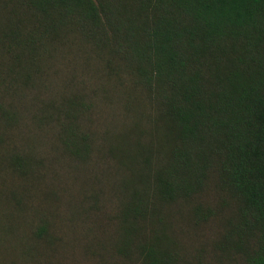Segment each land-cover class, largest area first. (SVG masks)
<instances>
[{"label": "trees", "instance_id": "trees-1", "mask_svg": "<svg viewBox=\"0 0 264 264\" xmlns=\"http://www.w3.org/2000/svg\"><path fill=\"white\" fill-rule=\"evenodd\" d=\"M68 26L102 56L110 77L130 82L134 106L154 111L139 112L151 127L146 141L118 159L126 177L117 251L139 264H179L162 210L214 182L231 214L228 251L244 249V264H264V0H0L1 118L34 81L40 44ZM62 142L76 158L93 149L71 124ZM14 168L27 173L20 157ZM38 212L22 206L6 217L12 246L0 264L52 263L59 239L51 222H40L33 244L25 235Z\"/></svg>", "mask_w": 264, "mask_h": 264}, {"label": "rangeland", "instance_id": "rangeland-1", "mask_svg": "<svg viewBox=\"0 0 264 264\" xmlns=\"http://www.w3.org/2000/svg\"><path fill=\"white\" fill-rule=\"evenodd\" d=\"M75 29L68 26L40 44L34 81L12 97L15 112L0 117V259L12 246L4 220L31 206L41 213L24 224L29 242L34 243L42 220H49L58 236L51 264H139L116 249L119 189L126 177L118 159L129 144L146 141L151 127L139 112L154 111L148 104L134 106L130 82L110 77L102 56ZM70 124L92 140L85 159L73 157L63 145ZM16 156L25 161L26 174L15 170ZM225 203L212 182L201 196L162 210L179 264H244V249L228 251L223 238L231 216ZM199 207L204 211L198 217Z\"/></svg>", "mask_w": 264, "mask_h": 264}]
</instances>
